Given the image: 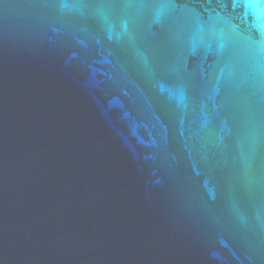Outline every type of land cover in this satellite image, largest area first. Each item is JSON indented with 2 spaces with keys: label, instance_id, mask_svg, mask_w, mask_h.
Masks as SVG:
<instances>
[{
  "label": "water",
  "instance_id": "water-1",
  "mask_svg": "<svg viewBox=\"0 0 264 264\" xmlns=\"http://www.w3.org/2000/svg\"><path fill=\"white\" fill-rule=\"evenodd\" d=\"M0 264H264V0H0Z\"/></svg>",
  "mask_w": 264,
  "mask_h": 264
}]
</instances>
